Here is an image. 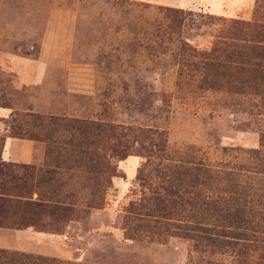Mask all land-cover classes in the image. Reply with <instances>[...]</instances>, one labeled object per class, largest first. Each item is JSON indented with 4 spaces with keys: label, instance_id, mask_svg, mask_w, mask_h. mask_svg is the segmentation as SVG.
<instances>
[{
    "label": "rangeland",
    "instance_id": "1",
    "mask_svg": "<svg viewBox=\"0 0 264 264\" xmlns=\"http://www.w3.org/2000/svg\"><path fill=\"white\" fill-rule=\"evenodd\" d=\"M262 29L264 0H0V151L30 129L26 113L113 124L128 146L106 153L109 186L78 164L47 167L44 141L32 140L44 147L38 165L0 162V251L237 263L238 249L192 238L229 228L242 187L264 190L254 153H264V79L238 58L264 46ZM257 245L250 264H264Z\"/></svg>",
    "mask_w": 264,
    "mask_h": 264
},
{
    "label": "trees",
    "instance_id": "2",
    "mask_svg": "<svg viewBox=\"0 0 264 264\" xmlns=\"http://www.w3.org/2000/svg\"><path fill=\"white\" fill-rule=\"evenodd\" d=\"M169 18L174 22L181 23L185 13L180 10L168 9ZM255 28V35L260 37V32ZM264 33V29H262ZM260 44H264V36L261 37ZM222 48L215 46L212 53L219 56ZM245 53V54H244ZM241 52L238 58L244 63L243 57L247 56L246 64L252 66V74H260L264 79V46H256L248 52ZM263 62H262V61ZM253 61L256 64H252ZM262 62V64L260 63ZM245 69V68H241ZM24 119L30 129L26 133L14 132V138L44 141L48 144L46 166L49 168H61L64 165L78 164L96 177V183L101 179L104 185L109 186L110 176L114 173V168L109 161L107 151L125 153L127 144L124 142L125 134L117 126L93 120H80L70 117L50 116L43 117L39 114H23ZM25 134V135H24ZM3 139L0 151V162L4 148ZM126 148V149H125ZM255 156L264 161V153L257 151ZM261 154V155H259ZM260 171L256 174L264 179V162ZM55 174V171L47 170V174ZM229 175H233L229 174ZM246 176V175H245ZM247 178H250L249 176ZM49 179L45 182L47 183ZM242 201H237L229 209L231 212L229 228L224 226L209 227L207 230L199 228L197 238L194 239L201 245L206 242L213 249H238L240 260L230 264H250L249 258L263 249L257 244H264V229L257 230V227H264V190L260 193L254 191V186L242 187ZM100 203H98L99 205ZM228 210V212H229ZM233 211V212H232ZM261 231V232H260ZM0 264H71L58 262L56 260L22 253L0 251Z\"/></svg>",
    "mask_w": 264,
    "mask_h": 264
},
{
    "label": "crops",
    "instance_id": "3",
    "mask_svg": "<svg viewBox=\"0 0 264 264\" xmlns=\"http://www.w3.org/2000/svg\"><path fill=\"white\" fill-rule=\"evenodd\" d=\"M44 154L43 145L36 141L6 136L1 159L6 165H38L43 161ZM2 177L0 169V180ZM3 244L4 241L0 240V245Z\"/></svg>",
    "mask_w": 264,
    "mask_h": 264
}]
</instances>
